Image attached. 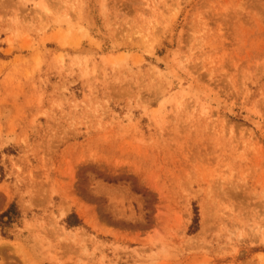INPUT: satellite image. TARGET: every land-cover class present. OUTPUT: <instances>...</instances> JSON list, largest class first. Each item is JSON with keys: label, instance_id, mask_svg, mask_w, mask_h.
Segmentation results:
<instances>
[{"label": "rangeland", "instance_id": "1", "mask_svg": "<svg viewBox=\"0 0 264 264\" xmlns=\"http://www.w3.org/2000/svg\"><path fill=\"white\" fill-rule=\"evenodd\" d=\"M0 264H264V0H0Z\"/></svg>", "mask_w": 264, "mask_h": 264}, {"label": "trees", "instance_id": "2", "mask_svg": "<svg viewBox=\"0 0 264 264\" xmlns=\"http://www.w3.org/2000/svg\"><path fill=\"white\" fill-rule=\"evenodd\" d=\"M14 210V204H12L4 213L0 214V224H3V223H6L3 221L4 217H7L8 221L11 220V213L13 212Z\"/></svg>", "mask_w": 264, "mask_h": 264}]
</instances>
